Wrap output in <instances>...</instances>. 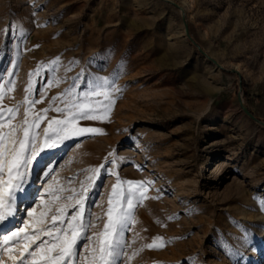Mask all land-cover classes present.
Here are the masks:
<instances>
[{"label":"rangeland","instance_id":"1","mask_svg":"<svg viewBox=\"0 0 264 264\" xmlns=\"http://www.w3.org/2000/svg\"><path fill=\"white\" fill-rule=\"evenodd\" d=\"M81 104L98 118L71 126L98 131L47 148ZM263 123L264 0H0V144L43 148L0 264H45L80 224L93 264L109 207L115 264H264Z\"/></svg>","mask_w":264,"mask_h":264},{"label":"snow or ice","instance_id":"2","mask_svg":"<svg viewBox=\"0 0 264 264\" xmlns=\"http://www.w3.org/2000/svg\"><path fill=\"white\" fill-rule=\"evenodd\" d=\"M97 79H103L105 85L114 83L107 80V78ZM116 90L118 91V89ZM113 103L114 100L109 99L108 107H110ZM75 107L81 110L76 112L71 119L52 120L49 122L48 127L44 129V145H46L47 148L55 149L58 144H64L65 141L73 138L75 135H80L89 131H98L96 129L74 128L71 126L72 121L77 117L98 118L97 114L93 110H82L86 107L85 105H75ZM57 110L63 111L62 109ZM8 111L11 112L12 109H8ZM44 111L47 112L48 109H45ZM54 125L55 127H53ZM11 135L12 133H9L10 138ZM12 143L15 144L16 141L13 140ZM42 151V146L37 143L36 134H30L28 129L24 130V138L19 141L18 148H4V145L0 144V174H2L5 170L8 174L7 181L0 179V227L3 226L2 222H5L8 218L15 215L17 210L14 203L15 200L19 199L20 196L27 195V190L23 187V181L27 168L31 165L33 159H35ZM8 157H11V159ZM21 168L25 169V171L21 172ZM113 191L115 192V188ZM129 206H131V201H129ZM28 215L31 216L32 212H28ZM126 216V212H120L116 216H113V208L109 207L108 223L105 225V232L101 233V239L98 240V249L94 250V252H97L98 255L93 257V264H115L116 259L122 256V252L120 251L122 245L119 241L114 240V234L117 233L118 229L123 226ZM70 227L72 228L71 237L63 241V244L59 247V253L56 257H47L45 264H72L74 259L79 260L75 246L78 240H87L88 237L86 235L78 236L76 228L79 227L81 231H83L88 226L80 224L76 226L70 225ZM22 231L24 230H19V232ZM19 232H12L10 236H5L2 242L7 245L9 241H18ZM32 243H35V240H33ZM46 244L47 241H44L38 246V248H42ZM151 246L152 245H149V247ZM25 251H28V249L25 248ZM49 251H51V249H49ZM29 254L35 256L36 253L32 252Z\"/></svg>","mask_w":264,"mask_h":264},{"label":"water","instance_id":"3","mask_svg":"<svg viewBox=\"0 0 264 264\" xmlns=\"http://www.w3.org/2000/svg\"><path fill=\"white\" fill-rule=\"evenodd\" d=\"M185 29H186V32H188V28L187 26H185ZM241 101V100H240ZM243 110L249 115L251 116L252 118H254V116L244 107L243 103L241 104ZM264 124V123H263Z\"/></svg>","mask_w":264,"mask_h":264},{"label":"bare ground","instance_id":"4","mask_svg":"<svg viewBox=\"0 0 264 264\" xmlns=\"http://www.w3.org/2000/svg\"><path fill=\"white\" fill-rule=\"evenodd\" d=\"M68 146V145H67ZM34 163V162H33ZM33 168V167H32ZM29 194V193H28ZM27 196V195H26ZM29 196V195H28ZM254 251V250H253Z\"/></svg>","mask_w":264,"mask_h":264}]
</instances>
